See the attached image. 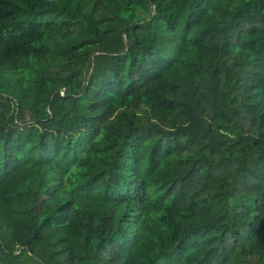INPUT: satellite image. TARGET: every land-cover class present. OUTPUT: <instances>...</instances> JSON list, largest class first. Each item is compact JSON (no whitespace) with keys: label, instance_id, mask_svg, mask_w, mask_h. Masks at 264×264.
Here are the masks:
<instances>
[{"label":"trees","instance_id":"1","mask_svg":"<svg viewBox=\"0 0 264 264\" xmlns=\"http://www.w3.org/2000/svg\"><path fill=\"white\" fill-rule=\"evenodd\" d=\"M0 264H264V0H0Z\"/></svg>","mask_w":264,"mask_h":264}]
</instances>
